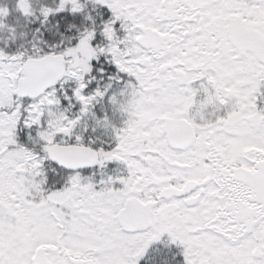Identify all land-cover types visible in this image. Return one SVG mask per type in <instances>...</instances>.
Instances as JSON below:
<instances>
[{
    "label": "snow or ice",
    "instance_id": "1",
    "mask_svg": "<svg viewBox=\"0 0 264 264\" xmlns=\"http://www.w3.org/2000/svg\"><path fill=\"white\" fill-rule=\"evenodd\" d=\"M0 264H264V0H0Z\"/></svg>",
    "mask_w": 264,
    "mask_h": 264
}]
</instances>
